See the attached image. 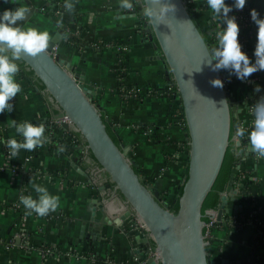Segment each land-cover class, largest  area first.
<instances>
[{
  "label": "crops",
  "instance_id": "obj_1",
  "mask_svg": "<svg viewBox=\"0 0 264 264\" xmlns=\"http://www.w3.org/2000/svg\"><path fill=\"white\" fill-rule=\"evenodd\" d=\"M53 1L0 0V10L4 12L27 6L31 14L21 21V27L48 31L51 37L64 28L61 40L69 33V27L82 30L87 45L74 47L62 42L58 55L70 62L73 71L83 74V83L91 90L93 100L100 104L106 120L127 149L136 169L152 188L159 191L161 201L167 206L172 205L178 199L179 187L186 173L189 148L185 142H188V134L175 121L172 110L178 106V99L171 98L166 91L167 65L159 56L150 37L151 32L148 28H139L138 15L122 8V0H75L73 11L59 17L52 12ZM230 1L233 0H226V3ZM248 1L254 9H264V0ZM189 2L198 24L209 29L212 12L205 4L206 0ZM216 22L220 25L219 21ZM257 31L256 25L248 44L242 47L253 63ZM96 40L129 45L125 52V79L129 84L139 86L144 91V98H125L122 95L116 74L118 51L104 44L92 46L91 43ZM214 46H217L216 42ZM16 80L21 84L22 92L12 101L14 111L0 114V264H95L84 257L67 255L52 256L43 262L42 252L37 248L47 243L63 247L73 245L86 254L90 240L97 242L95 253L97 258L100 256L98 264H141L145 253L142 250L135 252L133 246L134 239L143 240L131 226V215L115 222L126 210L124 200L119 192L113 194L114 186L110 180L99 185L94 183L89 175L93 168L90 165L81 166L86 150L82 151L77 146L69 148L67 143L70 141H66L60 127L55 129V139L51 144L47 143L32 152L21 150L17 157L11 159L5 155L2 138L5 135L20 137L10 127L12 119L19 124L55 117L45 94L21 68ZM227 86L242 108L241 116L245 117L247 101L264 90V71H257L244 82L231 73ZM257 87L261 91L257 92ZM151 88L153 92L149 93ZM59 146L65 148L61 153H58ZM246 164L251 168L254 180L249 191L257 198L251 205L249 201L231 200L230 207L247 214L255 207L264 215V158L249 155ZM12 165L27 168V175L13 172ZM51 174L54 177L51 178ZM23 180L34 198L37 194L30 181L58 195L60 217H38L33 213L22 220L14 205L19 200ZM103 199L111 209L110 218L113 221L105 220L98 209ZM94 215L101 218L97 235L91 233L94 227L91 218ZM21 232L26 234L21 235ZM256 239V230L251 224L241 228H217L209 247L211 256L218 264H264V240L256 242ZM26 242L36 247L26 249ZM138 246L140 249V244ZM108 258L113 262H106Z\"/></svg>",
  "mask_w": 264,
  "mask_h": 264
},
{
  "label": "water",
  "instance_id": "obj_2",
  "mask_svg": "<svg viewBox=\"0 0 264 264\" xmlns=\"http://www.w3.org/2000/svg\"><path fill=\"white\" fill-rule=\"evenodd\" d=\"M142 3L144 8L151 7L154 12L149 21L150 37L166 62L167 78L173 79L174 89L180 92L187 126L188 170L178 202L172 209L161 201L159 191L136 169L100 104L93 100L91 90L83 83V74L73 71L68 60L52 55L51 49L60 40L64 28L51 37L45 53L36 57L25 55L17 63L45 94L54 116L69 118L62 123L85 145L81 166L93 168L89 175L94 183L112 181L113 194L119 192L124 200L126 210L115 222L134 213L143 223L148 235L142 240L152 245L156 256L148 263L218 264L211 257L205 223L213 218L220 196L219 217L234 199L230 194L234 171L228 184L227 180L232 160L244 154L236 153L243 151L242 146L234 151V146L240 144L234 132L238 126L234 117L242 108L224 79L231 73L213 71L208 65L212 47L188 0H158L155 4L152 0H142ZM169 5H174L175 11L164 12ZM30 14L31 9L28 17ZM15 26H21V21ZM217 78L224 82L223 88L212 86L211 81ZM98 209L103 218L110 221L111 209L105 199L100 201ZM91 219L94 225L91 233L97 235L101 218L94 215Z\"/></svg>",
  "mask_w": 264,
  "mask_h": 264
},
{
  "label": "clouds",
  "instance_id": "obj_3",
  "mask_svg": "<svg viewBox=\"0 0 264 264\" xmlns=\"http://www.w3.org/2000/svg\"><path fill=\"white\" fill-rule=\"evenodd\" d=\"M157 2L158 0H152L153 4ZM246 2L247 0H234V3L229 5L226 0H206L212 12V21H219L221 25L215 33L217 46L211 48L207 63L213 71L226 70L235 74L242 82L247 81L257 71H264V18H261L255 9L250 13L252 21L258 26L257 44L254 51L255 63H253L248 54L242 50L239 41L240 26L235 16L229 15L234 9L243 10ZM121 7L132 9L133 4L129 0H122ZM65 8L69 12L73 11L71 4H65ZM163 11H175V6L169 5ZM29 13V7L19 6L15 10H5L0 15V114L13 112L12 101L22 92V86L16 80L20 72L17 62L25 55L36 57L49 49L51 36L48 31L15 26L17 21H25ZM143 15L151 22L154 12L151 7H145ZM211 84L219 88L224 86V82L219 78L212 80ZM256 91L259 92L261 89L257 87ZM252 113L254 115L253 126L248 133L250 150L256 154L257 159H262L264 158V96H261L254 104ZM10 127H13L16 133L23 138L21 141L12 138L5 142L12 158L17 157L21 150L32 152L49 143L50 138L45 135L44 124L36 125L28 121L18 124L15 119H12ZM245 134L246 130L243 127H238L235 133L239 138H243ZM220 147L223 148V145ZM64 150L63 146L58 147V153ZM30 183L37 194L36 197L32 195L19 197V202L24 206L26 214L35 213L38 217H46L60 208L61 201L58 195L51 194L45 186L32 181Z\"/></svg>",
  "mask_w": 264,
  "mask_h": 264
},
{
  "label": "built area",
  "instance_id": "obj_4",
  "mask_svg": "<svg viewBox=\"0 0 264 264\" xmlns=\"http://www.w3.org/2000/svg\"><path fill=\"white\" fill-rule=\"evenodd\" d=\"M189 1V0H188ZM74 1L73 0H54L53 1V9L52 12L55 15V17H59L62 16L63 14L69 12L66 8H65V4H72ZM129 2H131L133 4V8L132 9H127L128 13L131 14H136L138 15L139 18V28H148V30L151 32L150 28V23L148 18L144 17L143 15V10H144V5L142 3V0H129ZM229 5H232L234 3L233 1L227 2ZM206 4V3H205ZM207 5V4H206ZM190 9L192 10V8L190 7ZM254 8L251 6L250 2L247 0L246 5L244 7L243 10H233V12H231L229 15L233 16V14L235 13L237 20H239L241 22L240 26V33L243 35L242 36V40H241V45L243 48H245V42H248L250 35L248 34V30L250 29V27L256 26V24L252 21L251 19V11ZM256 10V9H255ZM262 13H260V17L264 18V9ZM193 11V10H192ZM141 30V32L144 31ZM67 38H63L62 40L60 39L58 42L55 43V45L52 47L51 49V53L53 56H57L58 55V51H59V47L61 45L62 42H66L69 38H68V34L71 35H76L77 37H81L82 36V30H80L79 28L76 29H72L71 27H69L67 29ZM71 43H76V40H68ZM93 41L91 44L94 47H98L99 45H107V46H112L114 48L117 49L118 54H119V58H118V63L116 64V74L117 77L120 81L119 83V88L120 91L122 93V95L125 98H130V97H136V98H144V91L137 85H132L129 84L125 77V73L127 71V62H126V55L125 52L129 49V45L128 44H123V43H118V42H112V41ZM215 47V46H213ZM230 78V76H226L224 77L225 82H228V79ZM258 81V80H257ZM259 82V81H258ZM166 87H167V93L171 96V98L173 97L174 99H178V106H176L172 111L173 114L176 116V123L179 124L182 128L183 126L186 124L185 121V116H184V111H183V104H182V100H181V96H180V92L178 89H174V81L173 79H167L166 80ZM153 89H149V93H152ZM261 96H264V90L260 92V94L258 96H256V98L254 99H260ZM254 104L252 102V99H249L245 105V110H246V116L243 117L241 116V111L238 112L235 117H234V122L238 124V127H243L246 130V134L243 138H238L240 144L238 145H242L245 148L246 151V156L239 160V162L236 163L235 165V169H234V180H233V189L230 191L231 195L234 197L233 201H238V200H244L249 201V204L251 205L257 198L256 195L252 194L249 191L248 188V194L251 196V199H247V197L245 196V194L243 193V184L245 183V181L248 178H251V168H249V166L246 164V160L247 157L249 155H253L256 157V154L254 152H252L250 150V143L249 141L246 142L245 139L248 138V133H250V131L252 130V126H253V120H254V115L252 113V108H253ZM69 119L67 116H62V117H52L50 118V122L51 124H47V123H43L45 128H46V132L45 135H47L50 139H49V143L51 144L52 142H54L55 139V129L60 127L62 129L63 134L65 135V139H67L66 141H70L71 143H73L75 146L81 148L82 151L86 150L85 145L82 143V141L80 140V138L76 135L75 132H73L72 130H70L69 128H67L62 121ZM48 120L47 118L44 120L46 121ZM41 119H36L34 121H32L31 123L36 124V123H40ZM54 125H53V124ZM237 128H235L234 132H236ZM13 137L9 136V135H5L2 138V141L4 143V153L5 155L11 159L10 155H9V149L5 146V142L9 139H12ZM16 139V138H15ZM11 169L13 172L15 173H22V174H26L28 172V169L25 167H20L17 165H12ZM51 178L54 177L52 174L49 175ZM27 176H25L26 178ZM21 195H31L27 189L26 186V182L23 180V183L21 184V189H20V193H19V197ZM231 201V200H230ZM220 204V203H219ZM228 210L224 211L221 215V217H219V209L220 206L218 205L215 211V214L213 216L212 219H210V221L208 223H205V236L208 240V245H210V243L212 242V238L214 236V231L217 228H221V227H228V228H241L246 224H251L254 226L255 230H256V235H257V239L256 242H259L260 240H264V215L262 214L263 212H259V210L257 208H252L250 210V212L247 213H241V212H237L231 209L230 204L227 205ZM14 209L18 212L19 217L22 220H25L27 214H26V210L24 208L23 205L20 204L19 200H17V202L14 205ZM60 212L56 211L53 213L49 214V218H57L60 217ZM131 226L132 228L138 233L140 238H144L146 237L148 234L146 232V229L143 225V223L139 220V218L132 213L131 214ZM21 235H25V232H21ZM138 244H140V249ZM134 251H138V250H142L145 253V257L143 259V261L141 262V264H149L148 260L150 258H156L152 245L149 246L146 244L145 241H139L134 239ZM26 249H31V248H35L36 246H34L32 243L30 242H26L25 246ZM37 248H39L42 252V256L44 258L43 262H46V260L52 256L54 257H58V256H62V255H67V256H71V257H84L85 259L89 260L90 262H93L95 264H98V258H97V253L95 252H88V253H81V251L76 250L75 247L73 245H67L65 247L63 246H57L56 244H51V243H47V244H42L40 246H38ZM212 257V256H211ZM106 262H110L112 263V259L108 258L106 259ZM219 263V262H218Z\"/></svg>",
  "mask_w": 264,
  "mask_h": 264
},
{
  "label": "trees",
  "instance_id": "obj_5",
  "mask_svg": "<svg viewBox=\"0 0 264 264\" xmlns=\"http://www.w3.org/2000/svg\"><path fill=\"white\" fill-rule=\"evenodd\" d=\"M73 1H75V0H73ZM72 6H73V3L71 4ZM188 5H189V7H191V4H190V2L188 1ZM259 14L260 13H262L263 12V10H256ZM233 16H235V18H236V15H235V13L233 14ZM195 19H196V17H195ZM236 20H237V18H236ZM237 22H238V24L240 25L241 24V22L239 21V20H237ZM219 27H221L216 21H212L211 20V26H210V28H213L210 32L209 31H207L208 29H206V28H202L204 31H203V33H204V37H205V39L207 40V42H209V44L211 45V47H213L214 46V43L216 42V39H215V33H216V31L218 30V28ZM252 29H253V27H250V29L248 30V34L249 35H251V33H252ZM69 36H68V40H76V43H71L70 41H66V42H64V43H67V44H70V45H72V46H74V47H82V46H86L87 45V43L84 41V39H83V35L81 36V37H77L76 35H71V34H68ZM242 34L240 33V35H239V41L241 42V40H242ZM246 44H248V42H245V45ZM20 66V65H19ZM20 68L22 69V71H23V73L25 74V75H27L31 80H33L27 73H26V71L20 66ZM34 81V80H33ZM35 82V81H34ZM36 83V82H35ZM36 85H37V83H36ZM38 86V85H37ZM38 88L40 89V87L38 86ZM41 90V89H40ZM252 99V102H253V104H255L256 102H258L259 101V99H254V98H251ZM43 123H47V124H51V122H50V120L48 119V120H46V121H43V120H41L40 121V123L38 122V123H36V125H39V124H43ZM53 124V123H52ZM109 124V123H108ZM54 125V124H53ZM110 125V124H109ZM111 127V126H110ZM111 129L113 130V128L111 127ZM183 129L184 130H186L187 131V126H186V124L183 126ZM113 132H114V130H113ZM115 133V132H114ZM115 135H116V133H115ZM116 137H117V139H118V141H119V143H120V139L118 138V136L116 135ZM18 141H21L23 138L20 136L19 138H16ZM245 141L246 142H248L249 141V139L248 138H246L245 139ZM185 144H186V146H187V144H188V142H185ZM67 145H68V147L69 148H74L75 147V145L73 144V143H71V142H68L67 143ZM237 146H242V145H236V146H234V151H237ZM242 149H243V151H238V152H236V153H244L241 157H239L238 159H235V160H232V162H231V166H230V172H229V177H228V180H227V184H228V181H229V179H230V176H231V173L234 171V169H235V165H236V163L237 162H239V160H241V159H243L245 156H246V151H245V148L242 146ZM253 152V151H252ZM250 168V167H249ZM187 170H188V167H186V173H187ZM186 173H185V176H186ZM185 178V177H184ZM111 183V185H114L113 183H112V181L110 182ZM252 183H254V180L252 179V178H248L246 181H245V183L243 184V193L245 194V196L250 200L251 199V196L248 194V188H249V186H250V184H252ZM182 184H183V182L181 183V185H180V187H179V194H180V191H181V187H182ZM227 184H226V187H227ZM226 187H225V189H226ZM222 195V194H221ZM220 201H221V196H220V198H219V201H218V205H219V203H220ZM177 202H178V199L176 200V202L175 203H173L172 205H169V207L172 209L176 204H177ZM217 205V206H218ZM242 213V212H241ZM209 247H210V245H208ZM96 248H97V242H95V241H93V240H90V242H89V252H96ZM87 251V252H88ZM100 256H98V258H99ZM99 260H100V258H99Z\"/></svg>",
  "mask_w": 264,
  "mask_h": 264
}]
</instances>
